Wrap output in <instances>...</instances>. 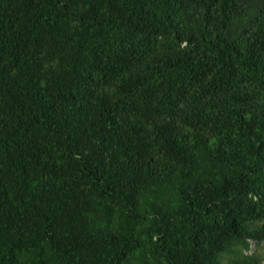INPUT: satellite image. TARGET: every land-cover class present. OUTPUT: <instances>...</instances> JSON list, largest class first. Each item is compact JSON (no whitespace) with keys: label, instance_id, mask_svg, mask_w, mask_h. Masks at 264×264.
<instances>
[{"label":"trees","instance_id":"trees-1","mask_svg":"<svg viewBox=\"0 0 264 264\" xmlns=\"http://www.w3.org/2000/svg\"><path fill=\"white\" fill-rule=\"evenodd\" d=\"M0 264H264V0H0Z\"/></svg>","mask_w":264,"mask_h":264},{"label":"rangeland","instance_id":"rangeland-1","mask_svg":"<svg viewBox=\"0 0 264 264\" xmlns=\"http://www.w3.org/2000/svg\"><path fill=\"white\" fill-rule=\"evenodd\" d=\"M251 252H258V253H262V249L257 247L256 244L254 242L251 243Z\"/></svg>","mask_w":264,"mask_h":264}]
</instances>
